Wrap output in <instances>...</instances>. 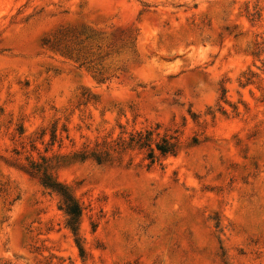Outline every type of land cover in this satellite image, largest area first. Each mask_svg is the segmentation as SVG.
Wrapping results in <instances>:
<instances>
[{
  "label": "rangeland",
  "instance_id": "374dc122",
  "mask_svg": "<svg viewBox=\"0 0 264 264\" xmlns=\"http://www.w3.org/2000/svg\"><path fill=\"white\" fill-rule=\"evenodd\" d=\"M0 264H264V0H0Z\"/></svg>",
  "mask_w": 264,
  "mask_h": 264
},
{
  "label": "trees",
  "instance_id": "16d2710c",
  "mask_svg": "<svg viewBox=\"0 0 264 264\" xmlns=\"http://www.w3.org/2000/svg\"><path fill=\"white\" fill-rule=\"evenodd\" d=\"M151 133L139 134V143L142 148L150 147V137ZM174 138H162L160 142L155 144V149L150 148L148 154L150 159H154V150L158 151L162 156L175 155L177 153V144ZM29 175L39 179L41 185L51 190L52 192L59 195L62 201V209L69 217L68 227L72 231L73 235L76 237L77 242L79 240V221L81 217V208L68 187L61 184L55 176L49 171V166H41L36 163H30L29 165ZM79 244V243H78Z\"/></svg>",
  "mask_w": 264,
  "mask_h": 264
}]
</instances>
